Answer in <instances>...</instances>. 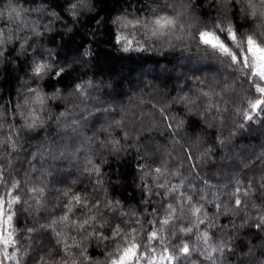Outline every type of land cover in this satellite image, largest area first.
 Masks as SVG:
<instances>
[{"label": "clouds", "instance_id": "9594fccd", "mask_svg": "<svg viewBox=\"0 0 264 264\" xmlns=\"http://www.w3.org/2000/svg\"><path fill=\"white\" fill-rule=\"evenodd\" d=\"M0 264H264V0H0Z\"/></svg>", "mask_w": 264, "mask_h": 264}]
</instances>
